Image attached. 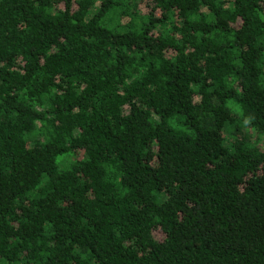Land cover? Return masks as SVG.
Instances as JSON below:
<instances>
[{
	"label": "trees",
	"instance_id": "1",
	"mask_svg": "<svg viewBox=\"0 0 264 264\" xmlns=\"http://www.w3.org/2000/svg\"><path fill=\"white\" fill-rule=\"evenodd\" d=\"M261 136L264 0H0V264H264Z\"/></svg>",
	"mask_w": 264,
	"mask_h": 264
},
{
	"label": "rangeland",
	"instance_id": "2",
	"mask_svg": "<svg viewBox=\"0 0 264 264\" xmlns=\"http://www.w3.org/2000/svg\"><path fill=\"white\" fill-rule=\"evenodd\" d=\"M261 144H264V136H261L260 137V141H259ZM154 232V235L157 237V238H160L161 237V232L159 231V229H154L153 230Z\"/></svg>",
	"mask_w": 264,
	"mask_h": 264
}]
</instances>
